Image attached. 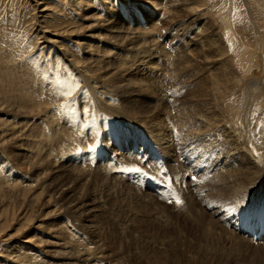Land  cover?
Returning <instances> with one entry per match:
<instances>
[{"label": "rangeland", "instance_id": "1", "mask_svg": "<svg viewBox=\"0 0 264 264\" xmlns=\"http://www.w3.org/2000/svg\"><path fill=\"white\" fill-rule=\"evenodd\" d=\"M35 1L0 0V68L4 70L14 68L13 71L10 70L9 74H14L22 81H29L28 73L32 71L31 57L35 56L36 53L40 54L37 51L38 47H35L40 45V34L34 26L35 16L39 15L35 10ZM38 1L45 2L49 9L45 11L43 17H40L42 25L53 29L57 33H62L60 39L65 46L63 48L70 52L72 55L70 58L73 57L90 77L91 72L87 69L89 59L94 58L101 61V58H103L101 53L105 54L103 50H113V53L121 56L129 51L126 46H116L103 39L105 36L114 37L111 31L107 29V26L110 25L115 26L114 31L117 30L116 33L121 35L137 36L140 39H151L153 37L162 44L168 43L165 45L166 50L171 54L180 56L186 53L193 56L196 51H200L204 46L201 39L208 38L211 34L216 33L215 36L217 35L216 37L222 47L225 48L224 51L229 58L231 69L237 72L240 78L243 77L239 80V83L252 77L251 74L255 75L257 81L264 83V0ZM208 26H210V32L207 29ZM202 28H206L207 31ZM72 30L76 31L75 35L74 33L70 34ZM87 34H94L96 37H90ZM197 34L199 37L201 36V39L198 38ZM84 38L94 45L93 52L84 53L82 46L78 47L75 44L77 39ZM96 48H98V54H95ZM180 51L184 53L182 54ZM40 57V62H36L39 67L42 66V63H45V65H50L55 70L59 69L61 73L72 68L62 53H53L50 56L45 52ZM175 60H173L175 65L172 68L167 66V69L150 70L151 75L158 79V86L152 85L150 90H144L143 86L142 89L134 91L132 95L119 93L113 86L108 84L101 85L102 81L99 79H91V84L93 80L92 85L95 84L93 88L104 86L112 91L109 90L111 92L109 96L119 103L121 117L120 114L111 118H109L111 114L108 115L109 117H103L104 114L101 112L104 111L102 110L100 114L98 112L92 115L90 113L95 107L90 106L89 108V106L77 103L78 105L76 104L74 107L77 106L76 109L80 110L81 118L85 117L84 119L80 118V121L85 123V132L89 135L88 139L90 138V141L82 144L72 143L68 139L69 137L66 140L63 137L59 138L62 150H56L55 153L49 144L41 140V138L46 140L44 138H47V136L39 130L35 133L38 136L35 137L36 140L33 142V151H31L32 148L30 151L25 150L33 137L29 133L30 126L25 128L23 125L24 123H31L39 117H34L35 113H24L19 110L20 103L23 107H26L22 100L24 89L14 87L13 91L6 83L1 84L0 82V135L2 138L5 136L6 139H13L15 145H19V148L8 146L6 149H2L0 146V264H264V245L252 243L251 246L242 238H239L236 233H234L235 237L231 236V239L225 238V233L230 232L225 228V230H219V236L221 239H226L229 244L235 243V246L233 248L224 246L221 241L214 246L215 248L206 246V255L197 247L199 240L195 239L188 230L189 225L195 224L193 220H197L195 218L196 209L199 212L201 210H206L208 213L214 210L220 212L224 206L229 208V206L238 204L240 196L230 198L228 201H221V203L216 202L214 199V202L212 201L208 205L207 200L197 194L195 190H189L184 202L187 205L191 203V208L188 213H183L172 208V206L179 207L183 204V201L179 205L173 204V201H166L164 196L160 195L157 188H155V181L174 183L175 173H178V171H173L170 168L168 158L160 146L149 136V130L151 129L146 125L147 120H144V116L141 117V114L136 110L146 109V107L155 110L154 108L158 105L160 107L158 112L161 114H159V117L162 118V122L158 124L169 127V137L176 138L177 130L187 126V123L192 122V119L197 116L192 113V111H195V107L197 108L196 103L193 104L195 99L192 95L195 96L196 100L198 98L202 101L206 100L203 96H200L199 87L204 80L202 79L203 76L199 77V72L204 73L206 70L203 71L202 68L206 65V67L208 66L206 73L211 74L213 73L211 71H214L217 65H214V62L210 59L199 60L197 58L194 63H198L199 66L197 64L194 66L199 68L194 69L193 65L190 68H185L184 65H181V58L180 60L175 58ZM164 63L161 61V64ZM212 64L213 69L209 67ZM164 66L166 67V65ZM48 67L45 66L44 69ZM184 68L188 70L184 71ZM48 70L50 71V68ZM195 70L198 72V76ZM19 71L22 72V75H19ZM191 77L195 79L191 80ZM30 78L33 80L32 85L37 84L31 72ZM44 85L46 88L51 87L48 84ZM57 85L59 86V84ZM57 85L51 87V90L49 88L44 89V93L43 91L40 92L44 97L40 100L43 104L42 109L44 111L42 113L44 114H39L38 123L40 121L43 123L45 120V123L48 122L47 120L51 115L49 108L53 110L55 107L59 116V113L60 115L62 113L61 110L65 109V100L72 98L70 100L73 101L74 98L78 100L82 98V93L79 90L83 86L80 87L78 84L74 88L75 91L70 90L71 94L69 92L66 97L63 96L64 99L61 95L60 101L59 97L56 96ZM226 91H229V93ZM230 92L228 88L221 87L219 89V86H217L211 90L210 95L214 103L217 101L222 103L226 100H230L229 105L237 103L239 96L231 95ZM196 93L197 95H195ZM46 97L50 101L46 100ZM55 98L57 103L59 102L58 105ZM42 100L48 102L46 103L47 107ZM260 101L262 102L254 108V110L258 109L259 115L264 114V95L263 100ZM155 104L156 107H154ZM131 105H136L139 108L137 107L135 111H131ZM17 106H19V109ZM84 107L87 110L89 108V110L87 111ZM224 107L227 108L226 103H224ZM128 108L129 114H126ZM188 108L194 109L189 110ZM186 110H189V114L186 113ZM233 111L234 109L231 108L230 112ZM225 112L229 113V111ZM84 113L85 116H83ZM52 114H55V112H52ZM129 115H133L134 118ZM100 117H103V121ZM107 118L112 123L109 129H107V124H104ZM183 118L187 119L183 120ZM89 122L91 124L99 122L98 128L94 132L91 131L92 126ZM41 125L43 126V124ZM238 126L241 125L238 123ZM43 127H40V130L48 132L49 127L45 126L44 129ZM136 128H140V130L137 131ZM90 132L95 133V136L90 135ZM22 138L26 144L21 141ZM148 138L152 144H156L154 158L148 153L146 147L145 141ZM210 138L214 140V135ZM104 140L108 142L106 143ZM93 144L94 146H92ZM68 145L70 148L67 147ZM115 149L122 154L119 152V155H117ZM244 150L246 155H253L255 163H257L259 155L264 157V153L261 150L256 152L251 147L250 142L248 145L246 144ZM21 151L26 156L25 158L22 157L26 161L21 158L23 163L21 160L19 161V156L13 154V152L19 153ZM39 151L41 153H38ZM158 152L163 153L164 157H161V161L157 159ZM185 152L187 151L185 150ZM30 155L32 158H30ZM177 161L181 166L185 165V160L182 161V157ZM235 165L238 164L232 161L227 165V168H232ZM65 167L79 172L82 175L81 183H87L84 185L86 189L80 191H82V194L89 192L93 197L91 199L96 203L97 211L90 213L92 219L89 217L85 219L78 213L71 212L70 208L65 209L63 202L57 199L58 196L55 194L60 192V187H64L66 183L62 177L72 174L64 172L63 168ZM188 168L190 171L195 172L193 167ZM149 173H154L152 178H149ZM203 174L201 173L200 176ZM195 176L199 177L198 174H195ZM43 180H46L50 185L46 194L40 192H43V189H41ZM188 180H191V176ZM199 181L198 179L197 182ZM25 186H30V188ZM97 188L98 190H96ZM80 191L77 192L79 195L70 196L69 200L75 199L83 202L82 198H78L82 195ZM65 192L68 193L69 190H65ZM210 199L212 198H208V200ZM250 202L253 205L259 204L257 200L251 199ZM52 210H54V213H51ZM57 227L59 228L57 229ZM211 245H214V243ZM83 257H86V259Z\"/></svg>", "mask_w": 264, "mask_h": 264}, {"label": "bare ground", "instance_id": "2", "mask_svg": "<svg viewBox=\"0 0 264 264\" xmlns=\"http://www.w3.org/2000/svg\"><path fill=\"white\" fill-rule=\"evenodd\" d=\"M34 5H35V10H37V13H39V15L37 14V16H35L36 19H35L34 26H36V30L40 34V36H39L40 37V45H36L35 47H38L37 51L40 52V54L38 55V53H36L35 56L31 57L30 61H31L32 71H30V72L33 76V79H35V81H37V84H35L36 86L32 85L33 80L30 78V72L28 73L29 81L28 80L22 81L21 78H17L14 74L13 75L9 74L10 70L13 71L14 68H10V69L7 68V70L0 68V82H1V84L6 83L8 86H10L13 89V91H14V87H20V89H24L23 95H22V100L24 101L26 107H23V105L20 103L19 104L20 107L17 106V108L19 107L20 109L19 108L18 109L22 110V112H24V113H29V112L35 113L34 117H39L38 119H40V115L44 114V113H42L44 111L42 109L43 104H41V101H40L41 98L42 99L44 98L43 94H40L41 91H43L44 89L47 90L48 88L50 89L51 87H54L55 85L59 84V86L57 85L58 90L56 92V96L59 97V100H60L61 95H62V98L64 99V97H66V95H68L70 90L75 91L74 88L76 87V85L79 84L80 87L81 86H83V87L81 90L78 89L80 91V93H82V96H81L82 98L80 100H78L77 98H74L73 101L70 100L72 98L68 99L67 101L65 100V104H66L65 109L61 110V108H60V110L62 112L61 115L59 113V116H58V114L56 113L57 110L53 106L54 107L53 110H51L52 108H49L50 109L49 113H51L50 117L48 118L46 116L48 118L47 123H45L46 122L45 119H44L45 122H43V123H42V121H40L38 123V121H37L38 119H36L35 121H32L31 123H28V124L24 123L23 126L25 128L30 126L31 130L29 133L33 137L32 140H30L31 142L29 144H27V147H25V150L30 151L32 148L31 151H33V147H32L33 142L36 140L35 137L38 136V135H35L37 130L42 131L43 132L42 134L43 135L45 134L47 136V138H44L46 140H43L42 138H41V140L44 141L45 143L49 144L54 153L56 152V150H59V151L62 150V146L59 143V138L63 137L66 140V138L69 137L68 139H70V141L72 143L74 142V143H82V144L86 143V141H90V138L88 139L89 135H87V133L85 132V127H84L85 123L80 121L81 119H84L85 117L81 118L80 117L81 112H79L80 110L78 111L76 109L77 106L74 107V105H76L77 103L81 104L83 106H89V108H90V106L95 107V109H93V111L90 110L92 112L90 114H92V115L95 113H98V112L100 114V111L102 110V111H104V112H101L104 114L103 117H105V116L109 117L108 116L109 114H111V116L109 118L114 117L115 115H118V114H120V117H121V113H120L121 108L119 107V103L117 102V100H115L109 96V94L112 91L109 88L106 89L104 86H99L98 87L99 89L96 87H95L96 89L93 88L95 84L94 85H92V84H93L95 79L96 80L99 79L100 81H102L101 85L108 84L109 86H113V88H115L116 91H118L119 93H128L129 95H132V94H134L133 93L134 91H136L138 89H142L143 86H144V90H150V86H152V85L158 86L157 85L158 79H155L154 78L155 76L151 75V73H150L151 69H154L156 71L158 68L167 69V66L172 68L175 65V62L173 61V60H175V58L176 59L179 58V60L181 58L182 59L180 61V62H182L181 65L182 66L184 65L185 68H190V66L193 65V68L195 69L199 65H198V63H196L198 66H194V65H196L194 63V60H196L197 58H199V60L200 59L201 60H205V59L209 60L210 59V61L214 62V65L217 64L216 67L214 68V71H211L213 73H211L210 71L209 72L211 74L206 73L207 68H208V66L206 67V65L203 66V68H202L203 71H204V69L206 70L204 73H202L200 70H198V71H200L199 77L203 76L202 79L204 80V82L199 87L200 96H203V98H205L206 100L202 101V99H199V98L196 100L195 96L192 95L195 99V100L192 99L194 102L193 104L196 103V106H197V108L195 107V111L194 112L192 111V113L196 114L197 116H195V118H193L194 116L192 115L193 116L192 122L189 120L190 122L187 123L188 124L187 126L177 130V137L176 138L172 139L169 137V135H170L169 127H167L165 125H159L158 124L159 122L160 123L162 122V120H161L162 118L159 117L160 113L158 112V110H159L158 108H160V107H158V105L156 107V104H155V106H154V107H156V108H154L155 110H151V108L146 107V109L142 108L139 111L136 110V112L141 114V117L144 116L143 117L144 120H147L146 125H148L151 129V130H149V134H150L149 136H151V139L154 140L160 146L161 150L164 152V154L168 158L169 166L173 171H178L181 173L183 172V175H185V173L188 172V170H186V169H189L188 167H190V168L192 167L190 165H187L186 163H185V165L181 166V164L177 161V160L181 159V157L178 154V152L181 148H182V151H185V150L187 151L188 150L187 148H190L195 153H196V151L203 153L202 159L207 160V161L214 159L215 160L214 163H217V167L214 170L213 174L210 177L206 174L205 177H203V180H201L199 178L200 181L197 182V186H196V184L193 185L190 180H187V183H188L187 188H184L183 189L184 192L182 193L183 204H181L179 207L172 206V208L176 209L179 212L188 213L189 212L188 210L191 208L190 207L191 203H190V205H187V203L184 202V199L186 198V195H187L189 190L190 191L195 190L197 194L201 195L203 198H205V200H207L208 205L211 204L212 201L214 202V199L216 200V202L221 203V201H228L230 198H236V197L240 196L238 199L239 203L237 204V206L242 207L247 201L250 202V200L252 199V200H257L259 202V204L257 205L258 210L264 209V157L259 155L257 163H255L253 155H250V156L246 155L245 150H244V148H246V144L248 145L250 142L251 147L254 148L256 150V152H257V150H261L264 153V126H262V125H264V114L259 115L258 109L254 110V108L260 102H262L260 100H263V95H264V85L263 84L264 83L259 81V80L257 81V79L255 78V75H253V74L250 75L252 77H249L248 79L242 80L239 83V80L242 79L243 77L240 78L238 76L239 74L237 72H234L231 69V66L229 63V58H228V56H226V53L224 51L225 48L222 47L221 43L219 42L218 38L216 37L217 35L215 36L216 33H213V35L211 34L210 36H208V38L206 37L204 39H201V36L199 37V35L197 34L198 38L203 41L204 46H202V49L199 48L200 51H196V54H194L193 56H189V54H187L186 52H185L186 54H184L183 56H180L178 54H175V55L171 54L170 52H168L166 50L165 45H167L168 43L162 44L159 41H157L156 38L154 39L153 37L151 39H146V38L140 39V38H137V36H130L129 37L126 35H121L119 33H116L117 30L114 31L115 26L113 27V26L109 25V26H107L108 27L107 29H109L111 31V33L113 34L114 37L105 36L103 39L108 40L109 42H111L112 44H115L116 46H126L129 49V51L128 52L126 51L127 53H125L124 55L121 56L119 54L113 53L112 52L113 50H103V52H105V54L101 53V55H103V58L100 57L101 61L96 60L94 58L89 59L87 61V63H88L87 69L89 72H91V77H93V78H91L88 75V73H86L87 71L84 70V68H82L80 66V64L76 63V61L74 60L73 57L70 58L72 56L70 54V52L63 48L65 46L61 43L62 40L60 39V34H62V33L61 32L57 33L53 29L44 27L42 25V21H41L40 17L41 16L43 17V15L45 14V11L49 10L48 7L46 6L45 2L36 0ZM152 5H153V3H152ZM190 7H192V6H190ZM195 7H197V6H195ZM168 13H169V11H168ZM202 29L205 30L206 28H202ZM207 29H209V32H210V26H208ZM205 31H207V30H205ZM71 33L72 34L74 33V35H75L76 31L74 32V30H72L70 32V34ZM205 33H207V32H205ZM211 33H212V31H211ZM87 35H89V34H87ZM207 35H209V34H207ZM89 36L94 37V38L96 37V35H94V34L89 35ZM99 38H102V37H99ZM75 44H77L78 47L82 46L81 48L84 50V53H90V51L91 52L94 51L92 49V48H94L93 47L94 45L90 44L89 41L85 38L79 39V40L77 39L75 41ZM45 52H47L50 56L53 53L54 54L62 53L67 58V61H69V64H71L72 68L69 69V71H67V72L63 73V71H62V73H61V71L58 68H56L58 70H55L50 65H47V64L45 65V63H42V66L39 67V65L36 62H38L39 59H41V57H40L41 54L45 53ZM180 52L182 53V51H180ZM95 54H98V48L95 49ZM156 60H159V61L156 62ZM161 61L165 62V63L161 64ZM45 62H46V60H45ZM203 63H204V61H203ZM164 65H166V67ZM45 66H49L48 68H50V71L48 70V68L44 69ZM158 66H160V67H158ZM212 66H213V64L210 65L209 67H212ZM179 67H180V65H179ZM185 68H184V71L185 70L187 71L188 69H185ZM212 69H213V67H212ZM51 70H52V72H51ZM189 71H190V69H189ZM191 72H192V70H191ZM19 73H20L19 75H22L21 71H19ZM25 74H26V71H25ZM175 74H176V72H175ZM193 74H194V71H193ZM196 74L198 76V72ZM236 76H238V77H236ZM191 78H192L191 80L195 79L193 77H191ZM91 79H94L92 84H91V81H92ZM100 81H97V82H100ZM189 81H190V79H189ZM44 84H48L51 87L46 88V86ZM182 85H183V83H182ZM33 86H35V87L33 88ZM217 86H219V89L221 87H223L224 89L228 88L231 91L230 92L231 95H236L237 97L239 96L238 102L231 104V105L228 104L230 102V100H226L222 103H221V101H217L214 103L212 101L210 92L212 89L216 88ZM8 89H9V87H8ZM109 90L111 92H109ZM203 90H204V92H203ZM52 91H54V90H52ZM226 92L229 93V91H226ZM43 93H44V91H43ZM71 93L72 92H70V94ZM46 94L49 96L48 93H46ZM53 94L55 95V93H53ZM153 95H154V93H153ZM195 95H197V93ZM50 96L52 97V95H50ZM206 96H209V97H206ZM190 97H191V95H190ZM46 100H48L47 97H46ZM180 100H181V98H180ZM183 100H182V102H183ZM42 101H44L45 105H46V103H48V102H45V100H42ZM48 101H50V100H48ZM55 101L57 103V99ZM187 101H188V99H187ZM187 101H185V102H187ZM58 103H57V105H58ZM224 103H226L227 108L224 107ZM51 104H52V101H51ZM60 104H61V102H60ZM72 105H73V107H72ZM187 106H189V105H187ZM46 107H47V105H46ZM137 107L138 106H136V105L135 106L131 105L130 110L135 111V109ZM182 107H183V105H182ZM230 107L234 109V111L232 113L230 112V110H231ZM89 108H88V110H89ZM118 108H119V110H118ZM85 109L87 110V108H85ZM192 109H194V108H192ZM192 109H189V110H192ZM24 110H26V111H24ZM60 110L58 109V111H60ZM126 111H128V113L126 112V114H129V108L126 109ZM188 111L186 110V113ZM225 111H229V113H226ZM52 112H55V114H52ZM85 113L83 116H85ZM178 113H179V111H178ZM134 114H136V113H134ZM188 114H189V112H188ZM97 116H99V115H97ZM129 116H133V115H129ZM103 117H100V119L102 121H103V119H102ZM138 117H140V116H138ZM133 118H134V116H133ZM185 119H187V118H183V120H185ZM87 120H86V122H87ZM89 120H90V118H89ZM96 121H98V120H96ZM155 123H157L158 125ZM238 123L241 126H238ZM41 124H43L44 127ZM90 125L92 126L91 131L94 132L98 128L99 122L94 123V124L90 123ZM45 126L49 127L48 132H45L44 130H40L41 129L40 127H43V129H44ZM136 129H138V128H136ZM96 132L98 133V131H96ZM16 135H18V134H16ZM90 135L95 136V133L90 132ZM103 135H105V134H103ZM212 135H214V140L210 138V136H212ZM39 136H40V134H39ZM4 137L5 136H3V138H2L0 135V146L2 147V149L3 148L6 149L8 146H12V147L17 146L19 148V145H15V142L13 141V139H6ZM21 141H23L26 144V142L23 140V138L21 139ZM70 141H69V143H70ZM104 141L106 143L108 142L106 140H104ZM61 143L63 144L62 141H61ZM64 145H66V144H64ZM69 145L67 146L68 148H70ZM204 145H205V147H204ZM41 147H43V146L41 145ZM71 148H73V147H71ZM74 148H75V146H74ZM35 150H36V148H35ZM40 151L38 153H41ZM115 151H116L117 155H119L120 151H118L116 149H115ZM14 152H13V154L15 156H19V161L21 160L22 157H24V158L26 157L22 151L19 153H14ZM47 152H46V154H47ZM34 155H36V154H34ZM53 157H55V156H53ZM30 158H32L31 155H30ZM30 158H28V159L30 160ZM22 160L26 161V159H23V158H22ZM22 160H21V162H22ZM14 161H15V159H14ZM55 161H57V160H55ZM232 161H234L238 165H235L232 168H227V165H229ZM31 163H32V161H31ZM42 165H43V163H42ZM85 166H87V165H85ZM163 170H165V169H163ZM182 170H184V171H182ZM63 171L69 172L70 174L71 173L72 174L68 175V176L64 175L62 177L66 183H65L64 187H60V192L55 194L58 196L57 199H60L63 202L64 205L63 204L62 205H63V207L65 206V209L70 208L71 212L78 213L81 217H84L85 219L88 217L91 218L90 213L97 211V208L95 206L96 203L94 200L91 199L92 196L90 195L89 192L88 193L84 192V194H82V191L86 189V186L84 187V185L87 183H85V182L81 183L82 175L79 172H75L73 169H71V168L69 169L66 167L63 168ZM1 173H3V172H1ZM203 173L205 174V171ZM0 176H1V174H0ZM6 180H8V179H6ZM0 183H1V181H0ZM201 184H203V185H201ZM94 186H95V184H94ZM25 187H27V186H25ZM28 187L30 188V186H28ZM49 187H50V185L46 182V180H43L41 182V189H43V192L40 191L41 194H43V193L46 194L48 192ZM65 190H69V192L66 193ZM80 190H82V191H80ZM87 190H89V189L87 188ZM96 190H98V188ZM79 191H80V194H82V195H80V197H78V198H82V200H84L83 202L80 200L76 201L75 199L69 200L70 196H73L76 194L79 195L77 193ZM87 198H89V199H87ZM208 198H212V199L208 200ZM50 199H51V197H50ZM175 205H177V204H175ZM209 207H211V206H209ZM98 210H99V208H98ZM209 210L212 211L210 208H209ZM218 211L219 210H214L211 213H208L206 210H204V211L201 210V212H199L198 209H196L195 218L197 220H193L195 222V224L189 225L188 230L190 231V233L193 234L195 239L199 240L197 243L198 244L197 247L199 249H201L204 253H206V246H210L213 248L215 245L219 244L222 241V244L224 246H229V247L233 248V246H235V243L229 244L226 239H221V237L219 236V233H218L219 230H225V228H226V230L230 231L229 233H225V238L231 239V236L233 235L235 237L234 233H236V235L239 238H242V240L246 241L249 245L252 246L253 242H252L251 238L246 237V235H242V234L239 235L235 226H233L234 230L232 228H230L227 225L226 221H224V222L222 221V218H221L222 213H220ZM52 212L54 213V210H52L51 213ZM187 217H189V216L187 215ZM215 217L216 218L218 217V218L216 219ZM220 221L223 222V224H221ZM58 228L59 227H57V229ZM61 228H62V226H61ZM186 229H187V227H186ZM260 242H264V241H260ZM213 243H214V245H211ZM259 244L264 245L263 243H259ZM223 245H221V246H223ZM206 255H207V253H206ZM83 258L86 259V257H83Z\"/></svg>", "mask_w": 264, "mask_h": 264}, {"label": "snow or ice", "instance_id": "3", "mask_svg": "<svg viewBox=\"0 0 264 264\" xmlns=\"http://www.w3.org/2000/svg\"><path fill=\"white\" fill-rule=\"evenodd\" d=\"M61 107H63V106H61ZM262 126H264V125H262ZM169 202H171V201H169ZM176 202L179 204V203H182V201H180L178 198H176Z\"/></svg>", "mask_w": 264, "mask_h": 264}]
</instances>
